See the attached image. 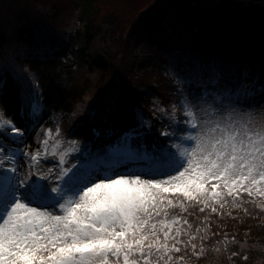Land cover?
<instances>
[{
    "label": "snow or ice",
    "instance_id": "obj_1",
    "mask_svg": "<svg viewBox=\"0 0 264 264\" xmlns=\"http://www.w3.org/2000/svg\"><path fill=\"white\" fill-rule=\"evenodd\" d=\"M60 43L44 35L32 54L50 58ZM168 69L173 98L151 116L114 81L66 134L42 129L34 149L25 141L42 96L15 76L27 120H0L14 145L0 143V264H191L214 238L236 243L227 221L264 217V55L254 69L177 50Z\"/></svg>",
    "mask_w": 264,
    "mask_h": 264
},
{
    "label": "trees",
    "instance_id": "obj_2",
    "mask_svg": "<svg viewBox=\"0 0 264 264\" xmlns=\"http://www.w3.org/2000/svg\"><path fill=\"white\" fill-rule=\"evenodd\" d=\"M49 1L51 0H0V72L7 69L6 94L0 105L4 115L11 117L20 126L25 124L27 116L21 113V103L17 98L19 88L15 76L21 74L25 76V74L18 65L13 69L8 57L12 60V55L20 54L21 59L39 79L42 89V105L45 109L44 118L39 123L40 127L51 124L58 112L72 110L73 105L80 102V98L90 88L89 83L75 85L65 81L63 78L70 75L72 71L64 70L56 57L37 58L32 54V48L37 40L47 35L42 30V27L47 25L45 17L37 10V6L46 7ZM207 2L211 3L209 9L211 15L209 11L204 13ZM231 3L232 0H150L141 3L134 16L123 18L120 17L119 12L111 11L112 6L106 3V0H57L52 3L51 7L62 10L68 6L69 9H74L79 22H84L81 34L87 41L92 39V31L100 17L107 25L114 27L112 43L123 40L129 34L132 35L131 31L134 29L136 34L143 33V38L150 45L168 44L172 48H177L178 45L189 48L193 45V41L202 39L203 36L200 35L202 32L195 34V31L200 30L199 25L203 24L205 28L218 33V36L210 37L209 54L239 55L248 59L253 57V54L256 55L261 46L264 5L263 3L251 5L250 13L242 9L241 5L236 14L237 17L235 16L236 20L234 18V23L236 21L238 25L234 31L231 25L232 18L227 14ZM166 14L175 15L172 32L168 31L164 24ZM186 15H189L188 22L183 21ZM217 28L221 29L217 30ZM220 32L222 33L219 34ZM228 32L236 34L229 36ZM77 34H80L79 30ZM233 41L235 45H232ZM217 46L221 48L218 49ZM114 47L119 55L117 45ZM70 53L76 58L79 67L84 68L87 73L91 72L92 65L88 60L85 46L71 50ZM99 80H101L100 77ZM100 92L92 94L91 98L100 96ZM34 135L35 133L32 132L27 138V143L31 146L35 144ZM225 248L227 251L225 249L207 251L201 259H194L191 264H200V262L201 264H261L264 262V244L234 243ZM232 252H237L238 255L232 256Z\"/></svg>",
    "mask_w": 264,
    "mask_h": 264
},
{
    "label": "rangeland",
    "instance_id": "obj_3",
    "mask_svg": "<svg viewBox=\"0 0 264 264\" xmlns=\"http://www.w3.org/2000/svg\"><path fill=\"white\" fill-rule=\"evenodd\" d=\"M145 1L150 0H106V3L112 6L111 11L119 12L120 17L123 18L125 16H134L137 7ZM49 2L46 7L37 6V10L45 17V23L47 24L45 27H47V29L49 28V31L53 35L61 38L56 56L61 59L64 68H68L67 71H72L70 75L63 79L75 85H80V83L90 84L89 90L80 98V102L91 100L92 94L107 90L114 81H121L135 94V99L143 108L146 116H151V105L153 103L165 106L169 104L173 98L174 84L172 82L170 70L168 69V54L171 55L177 50L184 49L182 45H178L177 48H172L168 44H165L163 48L161 47L162 45L153 46L146 42L145 38H143V33L136 34L134 29L131 31L132 35L129 34L123 40L112 43L111 39L114 27L112 25H107L102 17L98 18L95 23V29L92 31V39L85 42L83 36H76L73 33V30L79 27L74 17V9H69L67 6L66 9L59 10L51 7L52 3L57 2V0H51ZM261 3L264 5V1ZM210 4L211 3L208 2L206 3L204 13L209 11L211 15V10H209ZM100 5L103 7L102 4ZM241 5L243 6L242 9L250 13V7L254 4L248 1L232 0V3L228 6L227 14L232 18L231 25L234 27V31H236L235 29L238 26L236 21L234 23V18L235 16L237 17L236 14ZM174 16V14H166L164 18V24L168 31H170L174 25ZM139 17H142V15H139ZM188 19L189 15H186L183 21L188 22ZM262 23L264 25V21ZM199 28L200 30L195 29V34L202 32L200 35L203 36V39L202 42L198 40L195 47L200 51V55H205L209 40L211 41L210 37L218 36V33H214L211 29L205 28L203 24H200ZM136 29L138 28L136 27ZM220 29L221 28H217V30ZM221 33L222 32L219 34ZM262 33L263 37H259L261 46L257 54H253V57L250 58V64L254 69L258 67L260 58L264 55V42H262V40H264V27ZM228 34L232 36L236 33L228 32ZM189 35H191V33ZM234 41H236L235 38ZM234 41L232 45H235ZM199 42L200 44H198ZM84 45H87L88 58L92 63V70L90 73H87L84 68L79 67L68 53L69 48L76 49ZM114 45H117L120 51L119 55ZM217 48L220 49L221 46H217ZM185 51L190 52L188 49ZM8 60L13 69H15L17 65L19 66L23 63L20 54H14L12 55V60L11 57H8ZM166 69H168L167 72ZM55 77H57V75H55ZM99 77L101 80H99ZM145 95L149 96L148 100ZM143 103H146V106H144ZM81 117L80 115H63L59 121L61 132L66 134L69 129V124L73 121L76 122ZM94 122L101 124L99 118ZM85 129L89 132L88 128ZM80 131L85 134L83 130ZM226 230L228 231L229 237L235 236L237 240H247L256 244H264V217L248 219L243 224L239 221L229 220L226 222ZM217 239L222 240L221 237L214 238L208 245L212 246L216 244Z\"/></svg>",
    "mask_w": 264,
    "mask_h": 264
},
{
    "label": "bare ground",
    "instance_id": "obj_4",
    "mask_svg": "<svg viewBox=\"0 0 264 264\" xmlns=\"http://www.w3.org/2000/svg\"><path fill=\"white\" fill-rule=\"evenodd\" d=\"M33 85H34V83H33ZM36 90L38 91V92H40V90H39V88L38 87H36ZM41 93V92H40ZM42 95V94H41ZM60 114H67V115H74V112L70 109V110H67V111H61L60 113L58 112L57 113V115H60ZM75 122L73 121V122H71L70 124H69V127L71 126V125H73ZM98 125H99V128H101V129H103L104 128V126L103 125H101L100 123H95L94 122V126H96V127H98ZM80 130H83L84 132H85V134H89L90 135V133L85 129V128H83V129H80ZM41 132V127L38 125L37 127H36V130L34 131V133H35V135H34V138H37V134L38 133H40ZM83 134L84 133H82V136H83ZM82 136L80 137V138H82ZM28 138V137H27Z\"/></svg>",
    "mask_w": 264,
    "mask_h": 264
},
{
    "label": "water",
    "instance_id": "obj_5",
    "mask_svg": "<svg viewBox=\"0 0 264 264\" xmlns=\"http://www.w3.org/2000/svg\"><path fill=\"white\" fill-rule=\"evenodd\" d=\"M248 1H251V2H260V1H262V0H248Z\"/></svg>",
    "mask_w": 264,
    "mask_h": 264
}]
</instances>
